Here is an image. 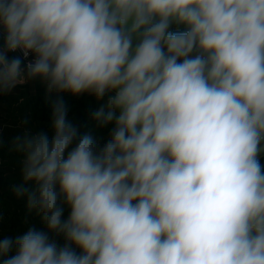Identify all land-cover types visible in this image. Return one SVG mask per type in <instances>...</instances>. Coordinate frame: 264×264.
<instances>
[{
    "label": "clouds",
    "instance_id": "obj_1",
    "mask_svg": "<svg viewBox=\"0 0 264 264\" xmlns=\"http://www.w3.org/2000/svg\"><path fill=\"white\" fill-rule=\"evenodd\" d=\"M37 78L113 127L58 99L51 138L15 137L47 230L0 264H264V0H0V95Z\"/></svg>",
    "mask_w": 264,
    "mask_h": 264
},
{
    "label": "rangeland",
    "instance_id": "obj_2",
    "mask_svg": "<svg viewBox=\"0 0 264 264\" xmlns=\"http://www.w3.org/2000/svg\"><path fill=\"white\" fill-rule=\"evenodd\" d=\"M40 80V79H39ZM42 81V80H40ZM25 90L15 87L6 94V98L19 99ZM27 93H36V84L30 88L28 86ZM72 99L79 101L72 104ZM108 96L98 100L94 95L84 93L79 96L72 97L69 101H65L68 108V119H78L80 133L84 130L86 134H90L99 147H102L111 136L113 125L102 126L93 118L94 108L91 104L97 101L99 109H106ZM24 102V100H21ZM94 101V102H92ZM25 103V102H24ZM54 103H52L53 106ZM87 105V110L91 115L86 116L83 106ZM2 117H0V144L9 143L10 146L5 147V153L0 157V238L11 237L15 239L27 232L31 228L46 231V225L42 219V215L38 214L35 209H30L27 203V196L17 197L14 187L24 183L23 180V160L24 155L17 152L13 146V141L17 136H23L26 133L34 135L37 133H47L49 138L53 135L52 123L43 119V114H38L35 118L31 115L30 109L22 107H13L9 110L6 102L2 103ZM53 110V108H51ZM83 110V111H82ZM107 110V109H106ZM97 111V110H96ZM15 112V113H14ZM84 114L85 117H81ZM5 145V144H3ZM261 164L264 165V154L260 157ZM33 187L32 185H27ZM69 209L64 206L63 218L67 219ZM58 243L63 244L62 237L58 238Z\"/></svg>",
    "mask_w": 264,
    "mask_h": 264
},
{
    "label": "trees",
    "instance_id": "obj_3",
    "mask_svg": "<svg viewBox=\"0 0 264 264\" xmlns=\"http://www.w3.org/2000/svg\"><path fill=\"white\" fill-rule=\"evenodd\" d=\"M9 56H15L12 53H9ZM30 82L32 84H36V93L33 95L32 93H24L22 95L19 96V99H11L9 97H5V96H1L0 97V104H1V111H2V103L6 102L8 105L9 110H12L13 107H22V108H28L30 109L31 115L33 114V117H37L38 114H43V119L46 120V122H49L50 124L52 123V103H54L56 100L58 99H63L64 103L65 101H69L72 97H74L73 95H71L70 93H49L47 91V85L45 82L40 81L38 78L34 79V80H30ZM21 100H24L21 101ZM79 102L76 100L72 99V104L70 105H74V103ZM94 102V101H92ZM66 104V103H65ZM91 107L94 108V110H98L99 106L97 101L93 104H91ZM87 105L83 106V110H85V115L89 116L91 115L90 111H86L87 110ZM82 110V111H83ZM15 113V112H14ZM84 114H81V117H85ZM2 112L0 114V117H2ZM71 122L73 124H80L78 119L75 120H71ZM79 128V127H78ZM81 135L86 134V131L84 130L83 132L80 133ZM1 142V141H0ZM5 144V145H3ZM10 146L9 143H2L0 144V157L4 155L5 153V147L6 146Z\"/></svg>",
    "mask_w": 264,
    "mask_h": 264
},
{
    "label": "crops",
    "instance_id": "obj_4",
    "mask_svg": "<svg viewBox=\"0 0 264 264\" xmlns=\"http://www.w3.org/2000/svg\"><path fill=\"white\" fill-rule=\"evenodd\" d=\"M39 79V78H38ZM28 86H30V88L33 86V84L28 81L27 83L23 84V85H18L17 87L21 90H25V93H27V89H28ZM2 95H0L1 97ZM1 103V102H0ZM0 114H1V104H0Z\"/></svg>",
    "mask_w": 264,
    "mask_h": 264
},
{
    "label": "built area",
    "instance_id": "obj_5",
    "mask_svg": "<svg viewBox=\"0 0 264 264\" xmlns=\"http://www.w3.org/2000/svg\"><path fill=\"white\" fill-rule=\"evenodd\" d=\"M13 55L17 56V55H21L20 52H16V53H12ZM29 59H31V57H29Z\"/></svg>",
    "mask_w": 264,
    "mask_h": 264
}]
</instances>
